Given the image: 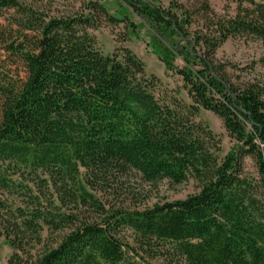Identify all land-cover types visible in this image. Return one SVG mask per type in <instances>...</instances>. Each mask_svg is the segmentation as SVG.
<instances>
[{
  "label": "trees",
  "instance_id": "trees-1",
  "mask_svg": "<svg viewBox=\"0 0 264 264\" xmlns=\"http://www.w3.org/2000/svg\"><path fill=\"white\" fill-rule=\"evenodd\" d=\"M121 1L179 39L162 60L192 103L147 74L128 47L99 49L90 30L126 20L99 0L58 16L0 0V238L13 250L6 264H134L138 250L170 264H264V83L246 78L252 67L217 55L238 37L264 46V0H224V13L209 0ZM201 108L236 142L222 159L218 137L195 118ZM247 158L257 180L246 174ZM132 170L148 182L194 179L199 191L144 209L93 193Z\"/></svg>",
  "mask_w": 264,
  "mask_h": 264
},
{
  "label": "rangeland",
  "instance_id": "rangeland-1",
  "mask_svg": "<svg viewBox=\"0 0 264 264\" xmlns=\"http://www.w3.org/2000/svg\"><path fill=\"white\" fill-rule=\"evenodd\" d=\"M27 5L44 11L51 16H58L67 13L80 11L85 3L94 0H21ZM107 8L108 12L126 20L118 24L104 23L101 26L91 29L90 32L96 37L99 49L104 54H111L119 47H128L145 64L147 74L158 76L165 88L173 90L178 97L187 104L192 103L184 88L181 76L169 70L162 58L165 57L173 45L179 44V39L168 34L161 35L154 31L145 19L132 12L121 0H99ZM156 4L169 6L170 1H177L186 6H195L201 0H144ZM259 1V0H258ZM211 7L224 13L227 3L224 0H209ZM230 5V4H229ZM235 4H231L229 11L233 12ZM2 19V18H1ZM127 21L135 25V32L127 26ZM222 60L232 61L241 67L250 68L246 78L264 83V46L255 39L234 38L228 40L217 52ZM175 65H181L180 59L174 60ZM202 121L213 131L220 141L217 156L222 159L235 147V141L229 136L223 126L222 120L211 111L201 108L195 117ZM245 171L249 178L258 179V172L254 162L247 158ZM82 171H84L82 169ZM118 181L114 188L103 191H93L103 201L114 203L130 209H144L153 206L155 203L185 199L189 195L199 191V185L194 179L174 184L168 180L148 182L142 176L132 170L126 175H118ZM127 240L134 244V234L126 232ZM12 247L2 237L0 238V264H6L12 253ZM130 253L131 262L134 264H170L171 260L163 257L154 258L148 253L138 250Z\"/></svg>",
  "mask_w": 264,
  "mask_h": 264
}]
</instances>
